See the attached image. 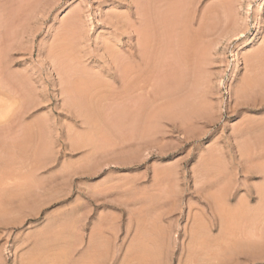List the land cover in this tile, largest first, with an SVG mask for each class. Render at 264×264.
Listing matches in <instances>:
<instances>
[{"label": "rangeland", "instance_id": "1", "mask_svg": "<svg viewBox=\"0 0 264 264\" xmlns=\"http://www.w3.org/2000/svg\"><path fill=\"white\" fill-rule=\"evenodd\" d=\"M143 2L0 0V264H264V0H173L188 101L137 138L88 94L141 62Z\"/></svg>", "mask_w": 264, "mask_h": 264}, {"label": "bare ground", "instance_id": "2", "mask_svg": "<svg viewBox=\"0 0 264 264\" xmlns=\"http://www.w3.org/2000/svg\"><path fill=\"white\" fill-rule=\"evenodd\" d=\"M144 1L143 2V7L141 9L142 12H140V14L142 15H139L141 16L140 18V21H141V35L139 34V27L137 26L136 28V34H139V36L141 37L142 41L140 40L139 42H141V44L139 43L138 45H141L139 47V49H141L140 51L138 50V54H134L132 56H134L136 59H140L139 61H141L139 64L137 62V64H133L129 70L130 72L127 74L126 72H122L123 74H127L125 75L124 77L123 76H116L113 78V81L114 83L117 84L118 80L121 79V84H122V88L121 89H116L114 88L113 84H112V87L111 89H107L105 90L104 88H100L102 86H99L97 87L98 85H95L94 87L95 88H99L101 89L98 90L100 91L99 93H97V95H95L96 93L92 92V90L95 91V89L93 88L92 90L89 91L90 94L88 95H92L91 93H93V99L95 100L96 98L99 97L98 94H101L100 96L104 97L102 98L103 100H99V102H97L98 100L96 99L95 103L94 104V107L95 109H98L99 106H102L103 104L108 103L109 100H111L112 102L113 101H119L120 105L116 102H114L116 105V110L114 113H116L115 116L117 117H114V120H116V124L114 123L113 121V128L114 129V132H120L123 130L124 128V124H125V127L126 126H130L132 129L131 132L134 133L137 132L139 134V136H137V138H141L140 135H144L146 133L147 130H149L148 128H150L149 126H151V124L153 125V122H155L156 120L159 122L161 120H170V118H173V117H176L179 113L178 111L176 112V109L178 107L181 108V106L179 105H182V104H185V102H187L188 100H186L185 102L183 101V103L181 102L182 100H180V102H178V98H179V95H180V91L183 89V86H180V85H183V84H180L182 83V81L180 79H177L178 76L177 74L175 75V71L178 70L177 68V63H179L178 60L175 59V55L173 56L172 54H176V57L178 56V53H183V52H186L188 51L189 49L188 48V45L186 44H183L185 43L184 41H182V37H186L187 38V35H186V30L182 27H183V24H184V11L182 9V7L180 6L179 3L177 2H173V0H142ZM1 4V3H0ZM2 5V4H1ZM11 5V4H10ZM5 6V5H3ZM2 7V6H1ZM0 7V8H1ZM15 7V6H14ZM13 8V7H12ZM67 8V6H65L64 8H62V11H65L64 9ZM4 9V7H3ZM7 9V8H6ZM11 9V8H10ZM186 9V8H185ZM14 10V8H13ZM16 10V9H15ZM9 11V10H8ZM11 12V11H10ZM17 12V11H16ZM61 13V12H60ZM12 14V13H11ZM15 14V13H13ZM16 15V14H15ZM12 16V15H11ZM14 16V15H13ZM1 17V15H0ZM17 17V16H16ZM10 18V17H9ZM14 18V17H13ZM17 19V18H16ZM19 19V18H18ZM11 20V19H10ZM20 20V19H19ZM6 21V19H5ZM4 21V22H5ZM12 21V20H11ZM10 21V22H11ZM15 21H18V20H15ZM14 21V22H15ZM57 18H56V23H57ZM139 21V22H140ZM257 21L259 23H261L262 21L264 22V11L263 9H261V14L258 16L257 18ZM1 22V20H0ZM9 22V21H8ZM2 23V22H1ZM5 24V23H4ZM10 24V23H9ZM13 24V23H12ZM15 24V23H14ZM13 24V25H14ZM20 24V23H19ZM1 25V24H0ZM3 26V25H2ZM0 26V28L2 27ZM9 26V25H8ZM19 26V25H18ZM135 27V26H134ZM4 28V27H3ZM2 29V28H1ZM184 30V31H183ZM184 32V33H182ZM134 33V34H135ZM185 34L182 36V34ZM262 33V28H261V24H258L255 28V32L253 31L250 38L246 41H244L242 44H241V50H240V53L243 54L245 53V51L249 48V47H255L257 45H259V42H260V34ZM194 35V34H193ZM196 36V35H195ZM201 36V35H200ZM139 37V38H140ZM195 38V37H194ZM193 40V39H191ZM186 41V40H185ZM183 42V43H182ZM182 44V45H180ZM190 48V47H189ZM193 54V53H192ZM173 56L172 59L168 58L169 56ZM2 56V55H1ZM168 56V57H167ZM193 58V57H192ZM173 59H175L176 61H174ZM195 60V59H194ZM186 65L184 64V66L188 69V71H190V67H193L194 64L196 63H193L191 62V57L190 58H186ZM184 61V62H185ZM193 61V60H192ZM238 61V60H237ZM1 62V61H0ZM1 64V63H0ZM182 64V65H183ZM180 65V64H179ZM181 66V65H180ZM197 65H195L196 67ZM2 67V66H0ZM185 67H183L185 69ZM193 67V68H195ZM187 69H185V71H187ZM128 71V70H127ZM174 71L172 74H169L168 75V72H172ZM185 71H184V74H185ZM163 72H166V74H164V78L162 77H159L160 80L159 81H155L156 79L155 78V73L159 74V73H163ZM180 73V72H179ZM189 73V72H188ZM174 74V75H173ZM183 74V75H184ZM198 74V73H197ZM68 75V74H67ZM179 75V78L181 77L182 78V74H178ZM187 75V73L185 74ZM191 75V74H190ZM189 75V76H190ZM194 76V74H192ZM191 75V76H192ZM154 76V77H153ZM177 76V78L175 77ZM188 76V75H187ZM187 76H183L185 77V79H189L187 78ZM236 76V75H234ZM192 78V77H190ZM1 81V80H0ZM181 81V82H180ZM186 81V80H184ZM2 82H0L1 84ZM8 83V82H7ZM185 83V82H184ZM187 83V82H186ZM3 84V83H2ZM2 84L0 85V89L2 88ZM9 84V83H8ZM4 85V84H3ZM14 85V84H13ZM12 85V86H13ZM186 85V84H185ZM188 85V84H187ZM189 86L191 87V85L189 84ZM252 85H249L248 87H250ZM4 87V86H3ZM9 87V86H8ZM106 87V86H104ZM152 87H155V90L154 92L152 91L151 93L148 91L150 88ZM186 87V86H185ZM11 88V86H10ZM13 88V87H12ZM113 88V89H112ZM182 88V89H180ZM189 88V87H188ZM4 88H2V91H3ZM23 89V88H22ZM105 91H104V90ZM247 89V87L245 88ZM243 89L242 92H246V90ZM5 90V89H4ZM19 90V89H18ZM249 90V89H248ZM1 91V90H0ZM6 91H8L6 89ZM5 91V92H6ZM14 91V90H13ZM15 92V91H14ZM21 92V91H20ZM24 92V90H23ZM26 92V91H25ZM78 92L77 90L74 92L76 93ZM196 92V91H195ZM8 93V92H7ZM10 93V92H9ZM8 93V94H9ZM17 93V92H16ZM15 93V94H16ZM79 93V92H78ZM183 93V92H181ZM14 94V95H15ZM147 94H150V97L148 99V97L146 96ZM13 95V96H14ZM21 95V94H20ZM73 95V94H72ZM76 96V95H75ZM98 96V97H97ZM147 97V100L146 97ZM193 96V95H192ZM9 97V95H8ZM20 97V96H19ZM18 97V98H19ZM96 97V98H95ZM12 98V97H11ZM17 98V99H18ZM23 98V97H22ZM77 98V97H76ZM78 98H79V95H78ZM92 98V96H91ZM69 99V98H68ZM92 99V100H93ZM100 99V97H99ZM24 100V99H23ZM72 102L73 104L77 105L78 102H75L74 98H72ZM78 99H76L77 101ZM82 100V99H81ZM108 100V101H107ZM148 100H150V104H148ZM11 103L13 102L12 100H10ZM100 101L101 104H100ZM110 101V102H111ZM147 101V102H146ZM161 101H164L166 102L165 105H169V107H163V104H161L162 106H156L155 104L157 103H161ZM3 102V101H2ZM16 102V101H15ZM14 102V103H15ZM90 102V101H89ZM99 104V106L97 105V103ZM5 103V102H3ZM10 103V102H9ZM10 103V104H11ZM24 103H26L24 101ZM29 103V102H28ZM182 103V104H181ZM190 103V102H189ZM23 104V103H22ZM72 104V105H73ZM245 104V103H244ZM2 105V104H1ZM25 105V104H24ZM118 105V106H117ZM155 105V106H154ZM5 107V105H3ZM12 106V105H11ZM20 106V105H19ZM26 106V105H25ZM183 106V105H182ZM189 106V105H188ZM187 106V107H188ZM24 107V106H23ZM28 107V106H26ZM31 107V106H30ZM71 107V106H70ZM89 107V106H88ZM184 108H186L185 106H183ZM18 108V107H17ZM76 108V107H75ZM112 108V107H111ZM114 108V106H113ZM112 108V109H113ZM11 109V108H10ZM13 109V108H12ZM25 109V108H23ZM31 109V108H30ZM29 109V110H30ZM9 108L6 110L8 112ZM21 110V109H20ZM78 110V108H77ZM181 110V109H180ZM18 111V110H16ZM15 111V112H16ZM23 111V110H22ZM4 112V111H3ZM26 113V111H23ZM29 112V111H28ZM176 112V114H175ZM14 113V112H13ZM18 113H20L18 111ZM109 113V112H107ZM3 114V113H2ZM1 114V115H2ZM15 115V114H14ZM110 115V113H109ZM175 115V116H174ZM180 115V114H179ZM4 116H8L7 113L6 115ZM114 116V115H113ZM11 117V116H10ZM15 117V116H12V118ZM100 117V116H99ZM97 117V118H99ZM111 117V115H110ZM109 119L107 118V120H109V122L111 123L112 120L110 121V118ZM179 117V116H178ZM177 117V118H178ZM4 118V117H3ZM9 118V117H8ZM10 118V119H12ZM18 118V117H17ZM117 118V119H116ZM5 119V118H4ZM101 119V118H100ZM103 119V118H102ZM3 120V119H2ZM174 120V119H173ZM12 121V120H10ZM9 121V122H10ZM100 121H103V120H100ZM16 122V121H14ZM12 122V125L16 124ZM158 122V123H159ZM156 123V122H155ZM154 123V126L156 125ZM6 124V123H5ZM9 124V123H7ZM6 124V125H7ZM122 125L120 126V128L122 127V129L120 130H116L118 129V125ZM92 125V124H91ZM115 125V126H114ZM41 124H38L37 126V129H40L41 127ZM107 126V125H106ZM118 126V127H117ZM153 126V127H154ZM8 127V126H6ZM5 127V128H6ZM18 127V126H17ZM34 127V126H33ZM32 127V128H33ZM110 128V130H113V128ZM117 127V128H116ZM127 127V128H128ZM31 128V129H32ZM22 129V128H21ZM155 129V128H154ZM128 130V129H126ZM125 130V131H126ZM153 130V129H152ZM151 130V131H152ZM14 131V130H12ZM42 131V130H41ZM130 131V130H128ZM38 132V131H37ZM124 132V131H122ZM10 133V132H9ZM14 133V132H12ZM21 133V132H20ZM19 133V134H20ZM35 133V132H34ZM133 133H131L133 135ZM136 133V134H137ZM118 134V133H117ZM135 134V135H136ZM137 134V135H138ZM134 136V135H133ZM145 136V135H144ZM12 137V136H11ZM127 137V136H126ZM143 137V136H142ZM6 138V137H5ZM13 139V138H11ZM16 139V138H15ZM17 141V140H16ZM37 141V140H36ZM129 141V140H128ZM38 150V149H37ZM36 150V151H37ZM204 174V173H203ZM32 187V186H31ZM32 192V191H31ZM33 193V192H32ZM31 193V194H32ZM29 196V195H28ZM11 214V213H10ZM43 234V233H41ZM256 236V235H255ZM234 241V240H233ZM33 252V251H32ZM37 255V254H36ZM41 255V254H40ZM31 256V255H30ZM138 256V255H137ZM217 256V255H216ZM215 257V255H214ZM220 257V256H219ZM218 257V258H219ZM35 258V257H34ZM37 258V257H36ZM196 258V257H195ZM25 259V258H24ZM33 259V258H32ZM160 259V258H159ZM216 260V259H215ZM33 261V260H32ZM140 261V260H139ZM193 261V260H192ZM219 261V260H218ZM29 262V261H28ZM37 262V261H36ZM56 262V261H55ZM222 262V260H221ZM31 263V262H29ZM54 263V262H53ZM218 263V262H216ZM57 264V262H56ZM62 264V263H61Z\"/></svg>", "mask_w": 264, "mask_h": 264}]
</instances>
